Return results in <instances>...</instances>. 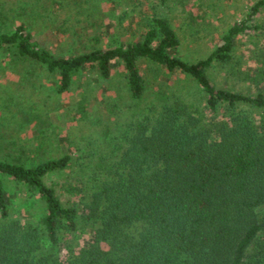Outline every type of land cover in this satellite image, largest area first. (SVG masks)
<instances>
[{
  "label": "trees",
  "instance_id": "1",
  "mask_svg": "<svg viewBox=\"0 0 264 264\" xmlns=\"http://www.w3.org/2000/svg\"><path fill=\"white\" fill-rule=\"evenodd\" d=\"M47 1L74 5L88 18L72 26L96 25L91 3L126 6L117 24L69 55L45 47L23 23L0 28L3 70L23 88L51 78L59 99L82 78L111 81L119 67L137 111L117 134L104 125L101 141L83 148L65 132L49 140L40 127L34 145L0 135V264H264V47L253 43L252 65L238 55L245 36L264 46L257 20L264 0L246 1L240 18L223 22L213 47L195 60L179 51L186 39L214 35L211 0ZM236 3L226 0L219 12ZM160 72L183 82L159 80ZM219 72L223 85L212 76ZM87 112L78 110L101 124ZM34 121L51 126L50 118L28 114L26 123ZM6 182L41 204L37 223L12 214Z\"/></svg>",
  "mask_w": 264,
  "mask_h": 264
},
{
  "label": "rangeland",
  "instance_id": "2",
  "mask_svg": "<svg viewBox=\"0 0 264 264\" xmlns=\"http://www.w3.org/2000/svg\"><path fill=\"white\" fill-rule=\"evenodd\" d=\"M235 1L238 3L234 7L232 4L229 7V11L226 9L227 14L219 12L220 6L225 7L226 0L210 1L211 8L207 11L211 15L209 20L213 23V27H210L211 30H221L222 28L219 27L223 22L228 21L227 23H229L231 20L239 19L240 11L245 10L244 7L246 5L243 6V4L250 0ZM187 4L194 13H197L196 4L195 6L191 2ZM51 5L53 6L50 7L47 0H0V28L3 31H11L17 24L23 23L45 47L56 54L69 55L72 51L81 50L82 45L87 43L86 37H89L93 33H99L104 29L106 24L108 27L117 24L119 22L117 19L119 13L126 6L124 4L118 7H109L106 2H98L96 5L91 3L88 7L89 12L92 14L90 20L96 21V25L82 23L72 26L73 23H76L73 22L74 18L81 17L82 22H86L88 18L85 17V21L82 15L79 16L77 7L74 5H70L69 7L66 4L64 8L55 6V4ZM188 7L187 9H189ZM177 9L174 12V22L180 24L182 23L184 14L181 12V8L178 7ZM201 11L202 9L199 10L198 14L203 15V11L202 14ZM69 15L71 19L65 23L63 19ZM132 20L128 18L123 21L124 26H129ZM257 20L261 24L264 23V11L259 15ZM74 29H77L78 33L71 36L70 30L73 31ZM79 32L83 35L82 39L77 37ZM253 32L258 33L257 31ZM219 34L220 31H215L213 36L207 35L200 40H195V38L186 39L179 54L188 60L203 57L213 47L214 41L218 39ZM127 37L129 38V33L126 35V39ZM255 41L258 46L264 47L262 38H257L256 40V38L245 36L240 41L238 55L242 60L246 61L247 66L252 65L250 51L254 48L252 45ZM2 60L4 59L0 58V135L12 133L15 134L14 137L17 139L34 145L38 141H41L42 135L38 129L40 127V129H45V134L49 137V140L51 138L55 140L59 137L60 133L65 132L70 135L71 145L76 146L74 143L80 144L83 148L89 139L101 141L103 138L101 133L105 128L104 125H109L111 135L117 134V129L123 118L131 115L133 111H137V108H130L132 102L128 98L119 67L116 69L117 71L111 81L97 82L82 78L71 90L57 99L51 78H42V80L35 83L34 89L30 86L23 88L22 84L20 85L9 73L3 70ZM212 76L219 84L223 85L225 83L223 82L224 75L221 72L213 73ZM159 80H166L167 83L173 85L179 81L183 82L176 75L167 78L163 72L159 73ZM102 87L107 88L105 92H103ZM243 87L246 88L247 86L244 85ZM101 90L104 94L101 93ZM151 90L148 95L150 99L153 92L156 91L155 86H152ZM46 96H49V98L46 99ZM6 104L10 106V109L7 108L8 110H5ZM116 104L120 106L119 109L115 107ZM140 106L142 108L145 106V103ZM83 107L89 110L87 114H91L89 116L90 119L98 116L101 124H93L91 121H88L89 119L85 115L79 114L78 110ZM33 113L42 115L43 118H50L51 126L46 129L44 128L46 126H39L35 121L26 123L27 115ZM117 113L118 117H116ZM11 115L14 116L13 119H11ZM17 130L22 131L21 137L14 133ZM45 139L48 140V138ZM6 187L11 197L12 214L37 223L41 204L38 201H34V197L29 198L26 189L18 188L9 182H6Z\"/></svg>",
  "mask_w": 264,
  "mask_h": 264
}]
</instances>
